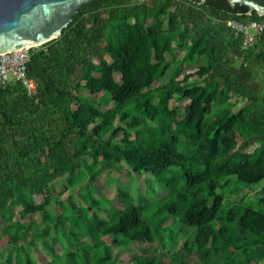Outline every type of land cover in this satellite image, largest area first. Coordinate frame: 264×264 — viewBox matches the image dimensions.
I'll use <instances>...</instances> for the list:
<instances>
[{"label": "trees", "instance_id": "1", "mask_svg": "<svg viewBox=\"0 0 264 264\" xmlns=\"http://www.w3.org/2000/svg\"><path fill=\"white\" fill-rule=\"evenodd\" d=\"M247 12L220 0H94L31 49L36 95L0 85V235L12 237L0 264H36L40 249L54 264L57 244L69 264L91 254L119 264L113 246L143 236L165 257L143 249L121 264H264V34L244 50L227 25L264 21ZM168 100L191 113L165 112ZM123 165L172 189L161 200L120 190L119 210L93 191Z\"/></svg>", "mask_w": 264, "mask_h": 264}, {"label": "water", "instance_id": "2", "mask_svg": "<svg viewBox=\"0 0 264 264\" xmlns=\"http://www.w3.org/2000/svg\"><path fill=\"white\" fill-rule=\"evenodd\" d=\"M94 0H0V56L41 47L60 38L74 17ZM206 4L209 0H197ZM231 9L264 18V0H220Z\"/></svg>", "mask_w": 264, "mask_h": 264}, {"label": "rangeland", "instance_id": "3", "mask_svg": "<svg viewBox=\"0 0 264 264\" xmlns=\"http://www.w3.org/2000/svg\"><path fill=\"white\" fill-rule=\"evenodd\" d=\"M140 1H147V0H140ZM108 61L111 62V59L108 58ZM197 70L196 66L191 67L188 70V73H195ZM184 75L181 74L179 76V79H183ZM116 78L119 80L120 77L117 75ZM197 78V77H196ZM100 97V96H98ZM244 106V103H241L235 107V111L240 110ZM167 110H178L180 113H191L190 109V102L187 101L182 104H177L174 100H168L166 102L165 106V112H168ZM227 115L224 114L221 119L225 118ZM253 149V148H252ZM130 170L127 168L126 165H123L120 170L111 172L110 174L105 173L103 176L97 178L98 186L95 188L96 190L93 191L95 195H98L100 192L108 199L111 201L112 206L122 210L124 208V202L121 201L120 196H119V191L120 190H126L129 191L131 195L136 199H140L143 196H147L149 198L158 197L159 200L165 198L169 191L172 189L173 182H170L168 186L165 188H161L159 186H156L154 183H148L150 178L146 176H140L139 174H130ZM169 174H174L173 172H169ZM257 188H262L261 185ZM68 193L65 194L63 197V201H67ZM42 201L43 197L37 198V203H39V207H42ZM74 201L78 203V197L75 195ZM53 207L55 208L57 214H60L63 212L64 209L61 208V206L58 204V202L53 203ZM66 209V208H65ZM66 212H69L68 209H66ZM103 217H108L107 213L102 214ZM37 222H40L42 219L38 215L32 216ZM46 218V216H45ZM73 222V220H71ZM77 221H80L77 219ZM78 223V222H77ZM75 223V224H77ZM168 223H173V220H170ZM148 224L150 226L156 225L154 219L150 218L148 219ZM68 226V225H67ZM66 226V227H67ZM85 227V224L81 221L80 226L78 227V232H81ZM56 236V235H55ZM65 237V232L60 229L59 231V238L64 239ZM12 240L11 235H0V255L3 251L6 249H9L10 242ZM103 240L108 244V245H113L112 237L104 236ZM180 245H186L187 238L183 235L180 236ZM85 241L91 242L89 238L85 239ZM62 244V241H60ZM32 245V244H31ZM57 247V255L62 256V258H58L54 264H69L68 256L66 255V251H64L60 244L56 245ZM143 249H148L149 252L155 256L158 257H165L163 255V249L161 247L160 242L158 244L152 243L150 240H148L145 236L140 238L139 244L136 245H131V246H113V256H115L119 264L121 263H127L130 258H134L137 255L142 254ZM99 252V250H98ZM97 252V253H98ZM97 257L95 254H91L92 258V264H96ZM96 258V259H94ZM32 260L36 264H48L51 262V258L48 257V254L44 249H40L38 252H36L32 256Z\"/></svg>", "mask_w": 264, "mask_h": 264}, {"label": "built area", "instance_id": "4", "mask_svg": "<svg viewBox=\"0 0 264 264\" xmlns=\"http://www.w3.org/2000/svg\"><path fill=\"white\" fill-rule=\"evenodd\" d=\"M228 27L236 34L243 36L244 50L253 48L257 39L264 34V21L241 23L235 20L227 22ZM31 59V49L0 56V85H8L12 81H20L30 95H36V83L27 75V66Z\"/></svg>", "mask_w": 264, "mask_h": 264}]
</instances>
